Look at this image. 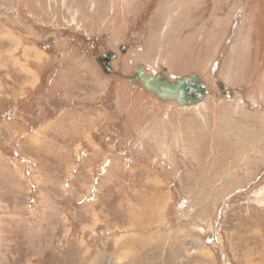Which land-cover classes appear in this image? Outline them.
Returning a JSON list of instances; mask_svg holds the SVG:
<instances>
[{"label": "rangeland", "instance_id": "374dc122", "mask_svg": "<svg viewBox=\"0 0 264 264\" xmlns=\"http://www.w3.org/2000/svg\"><path fill=\"white\" fill-rule=\"evenodd\" d=\"M0 264H264V0H0Z\"/></svg>", "mask_w": 264, "mask_h": 264}, {"label": "water", "instance_id": "95a60500", "mask_svg": "<svg viewBox=\"0 0 264 264\" xmlns=\"http://www.w3.org/2000/svg\"><path fill=\"white\" fill-rule=\"evenodd\" d=\"M116 56L112 51L103 53L105 63L110 62ZM104 72L110 70V67L102 65ZM145 67L139 66L135 73L129 77L132 80L139 81L143 88H147L152 93L160 97L174 99L180 104H194L208 93L207 86L198 74H187L182 76L167 77L165 74L149 75L144 72ZM221 81L219 87H222Z\"/></svg>", "mask_w": 264, "mask_h": 264}, {"label": "bare ground", "instance_id": "6f19581e", "mask_svg": "<svg viewBox=\"0 0 264 264\" xmlns=\"http://www.w3.org/2000/svg\"><path fill=\"white\" fill-rule=\"evenodd\" d=\"M201 101V100H200ZM199 103V102H198Z\"/></svg>", "mask_w": 264, "mask_h": 264}]
</instances>
